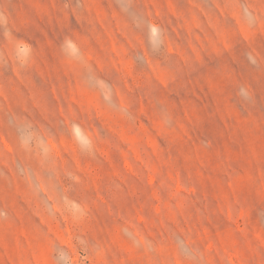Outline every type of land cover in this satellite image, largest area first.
Wrapping results in <instances>:
<instances>
[{
	"label": "rangeland",
	"instance_id": "obj_1",
	"mask_svg": "<svg viewBox=\"0 0 264 264\" xmlns=\"http://www.w3.org/2000/svg\"><path fill=\"white\" fill-rule=\"evenodd\" d=\"M0 264H264V0H0Z\"/></svg>",
	"mask_w": 264,
	"mask_h": 264
}]
</instances>
